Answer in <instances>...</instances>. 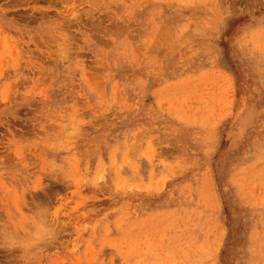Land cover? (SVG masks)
I'll use <instances>...</instances> for the list:
<instances>
[{
  "label": "rangeland",
  "instance_id": "374dc122",
  "mask_svg": "<svg viewBox=\"0 0 264 264\" xmlns=\"http://www.w3.org/2000/svg\"><path fill=\"white\" fill-rule=\"evenodd\" d=\"M39 206L0 264H264V0H0V231Z\"/></svg>",
  "mask_w": 264,
  "mask_h": 264
},
{
  "label": "clouds",
  "instance_id": "9594fccd",
  "mask_svg": "<svg viewBox=\"0 0 264 264\" xmlns=\"http://www.w3.org/2000/svg\"><path fill=\"white\" fill-rule=\"evenodd\" d=\"M69 167V164L57 163L54 164L53 170L66 172ZM31 229L32 230L28 238H21L11 230L0 231V242H2L0 243V246H8L10 248H27L29 239L33 244L54 240L56 236V229L54 223L52 222L51 212L48 207H37L33 213Z\"/></svg>",
  "mask_w": 264,
  "mask_h": 264
}]
</instances>
